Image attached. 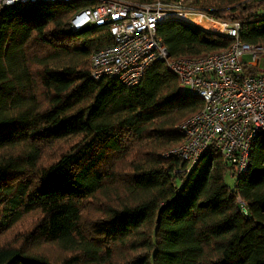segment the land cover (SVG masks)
Here are the masks:
<instances>
[{
	"label": "trees",
	"instance_id": "obj_1",
	"mask_svg": "<svg viewBox=\"0 0 264 264\" xmlns=\"http://www.w3.org/2000/svg\"><path fill=\"white\" fill-rule=\"evenodd\" d=\"M184 1L264 45V0ZM86 3H0V264H264V134L240 175L213 146L190 171L163 155L203 97L164 60L133 85L95 79L113 37L71 28ZM157 33L172 57L233 41L179 18Z\"/></svg>",
	"mask_w": 264,
	"mask_h": 264
},
{
	"label": "built area",
	"instance_id": "obj_2",
	"mask_svg": "<svg viewBox=\"0 0 264 264\" xmlns=\"http://www.w3.org/2000/svg\"><path fill=\"white\" fill-rule=\"evenodd\" d=\"M15 1L0 0L11 4ZM54 1V0H53ZM71 1V0H62ZM86 3L71 16L78 30L89 25L107 26L113 43L90 56L95 79L110 76L126 85L138 83L147 66L164 60L178 74L180 89L203 97L198 111L181 121L179 144L163 155L186 162V170L213 146L237 174L248 169L253 141L264 134V45L244 41L239 20L218 19L194 10L184 0H77ZM179 18L201 28L233 37L225 49L199 57H172L157 33L159 22Z\"/></svg>",
	"mask_w": 264,
	"mask_h": 264
},
{
	"label": "rangeland",
	"instance_id": "obj_3",
	"mask_svg": "<svg viewBox=\"0 0 264 264\" xmlns=\"http://www.w3.org/2000/svg\"><path fill=\"white\" fill-rule=\"evenodd\" d=\"M187 89H188V90L190 89L189 86L187 87ZM226 181H227L228 183L233 184V182H234V177H233L230 173H228V174L226 175Z\"/></svg>",
	"mask_w": 264,
	"mask_h": 264
},
{
	"label": "water",
	"instance_id": "obj_4",
	"mask_svg": "<svg viewBox=\"0 0 264 264\" xmlns=\"http://www.w3.org/2000/svg\"><path fill=\"white\" fill-rule=\"evenodd\" d=\"M166 204L162 205L160 208V211L162 210L163 207H165ZM160 211H159V215H160Z\"/></svg>",
	"mask_w": 264,
	"mask_h": 264
}]
</instances>
